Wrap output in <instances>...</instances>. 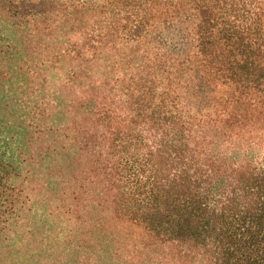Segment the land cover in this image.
I'll list each match as a JSON object with an SVG mask.
<instances>
[{
  "label": "trees",
  "instance_id": "16d2710c",
  "mask_svg": "<svg viewBox=\"0 0 264 264\" xmlns=\"http://www.w3.org/2000/svg\"><path fill=\"white\" fill-rule=\"evenodd\" d=\"M42 217L264 264V0H0V264Z\"/></svg>",
  "mask_w": 264,
  "mask_h": 264
},
{
  "label": "rangeland",
  "instance_id": "374dc122",
  "mask_svg": "<svg viewBox=\"0 0 264 264\" xmlns=\"http://www.w3.org/2000/svg\"><path fill=\"white\" fill-rule=\"evenodd\" d=\"M46 206L41 205L39 210H44ZM43 219L38 222L36 241L29 242V247L21 248L25 250L21 264H26V259L32 263L33 257L36 259L34 264H170L164 258L161 247L152 242L139 227L127 221L119 222L121 226L117 225L116 228L110 226L113 230L111 234L118 241L109 244L102 239L84 238L83 230L71 223L66 225L60 220L56 224L51 218ZM12 240L18 246V237L14 236ZM27 240H24V244ZM124 242H127V251L122 249ZM32 244L39 245L40 249ZM103 247L109 250V254L100 253ZM135 249H141L142 252L137 254L133 252Z\"/></svg>",
  "mask_w": 264,
  "mask_h": 264
}]
</instances>
